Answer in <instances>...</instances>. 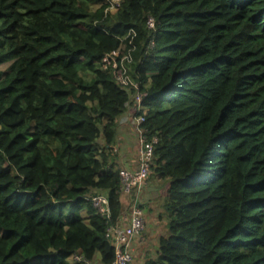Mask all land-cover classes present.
<instances>
[{"label":"trees","instance_id":"16d2710c","mask_svg":"<svg viewBox=\"0 0 264 264\" xmlns=\"http://www.w3.org/2000/svg\"><path fill=\"white\" fill-rule=\"evenodd\" d=\"M103 11L104 0H0V264L113 263L107 230L130 204L141 211L146 185L120 201L124 114L158 139L145 183L159 182L167 235L143 264H264V0ZM129 31L138 111L100 68Z\"/></svg>","mask_w":264,"mask_h":264},{"label":"built area","instance_id":"2783aa9c","mask_svg":"<svg viewBox=\"0 0 264 264\" xmlns=\"http://www.w3.org/2000/svg\"><path fill=\"white\" fill-rule=\"evenodd\" d=\"M121 2L122 0H104V18L114 16L119 10ZM145 27L147 30H154L155 21L148 17L145 20ZM133 40L134 33L129 31L115 51L102 57L100 68L101 71L113 76L118 88L127 94V108L136 105L138 111L142 97L137 84L132 80L130 75V64L134 50ZM152 46L153 43L151 42L150 47ZM131 122L137 135V168L128 169L124 167L119 170L118 174L120 193L129 199L134 191L139 192L144 187L152 163L154 146L158 142L156 136H152L149 140L146 138L148 131L142 128V125L145 123L143 117H134ZM90 203L98 213L108 216V203L105 196L97 195L90 199ZM129 212L128 216L123 215L118 224L107 230L114 241L115 258L112 264L130 263L129 245L144 229L145 223L142 212L134 203L130 204ZM70 260L75 264H92L78 255H73Z\"/></svg>","mask_w":264,"mask_h":264},{"label":"rangeland","instance_id":"374dc122","mask_svg":"<svg viewBox=\"0 0 264 264\" xmlns=\"http://www.w3.org/2000/svg\"><path fill=\"white\" fill-rule=\"evenodd\" d=\"M9 65L10 63L0 65V72H4L9 67ZM128 116L129 118L127 124L122 125L120 130L118 129V133L120 134L122 139L123 138L125 139V143L129 147V150L131 148H134L135 150V148L137 147L136 146L137 135L133 127V124L131 122L132 119L134 118V114ZM120 118H122V116ZM116 143H118V146L116 148L118 149L120 142L117 139H116ZM98 145L101 146V141H99ZM116 149L112 150L113 154H115L113 155L112 158H114L115 163L118 164L119 158ZM126 165H124V167L130 169L129 166L127 167ZM119 167H121V165ZM136 168L137 167L135 166L134 169ZM145 184H146L145 185L146 188L144 187L142 191L144 198L142 199L140 196V205L142 206L141 211L143 214L145 225L141 234L132 241V244L130 246V253L132 257L131 264H143L146 258H148V256L149 258L153 257L157 245L153 248V251L151 252L152 245L157 244V240H158L157 238L160 235H164V236L167 235V230H166L167 218L162 214V209H161L162 199L160 197L161 190L159 188V182L154 181V179H149L148 181H146ZM127 200L128 199L126 197L120 196V201L122 203H126ZM69 261L71 260L68 259V262Z\"/></svg>","mask_w":264,"mask_h":264},{"label":"crops","instance_id":"0c3cea01","mask_svg":"<svg viewBox=\"0 0 264 264\" xmlns=\"http://www.w3.org/2000/svg\"><path fill=\"white\" fill-rule=\"evenodd\" d=\"M128 116L127 115H122V118H120L119 123H118V127L116 129L117 132V140L120 142L119 144V148L116 149V152H118V166L121 165V167H119L120 169L124 167V165H126L127 167L129 166L130 169H134L136 164H137V149L138 147L135 148H131L129 150V147L126 145L125 143V139L121 138L120 134L118 133V129L120 130L122 125H126L128 122ZM136 146H137V142H136ZM125 164H123V163ZM120 164V165H119ZM144 197V196H143ZM128 199V198H127ZM127 202H129V199L127 200ZM95 264H98V259H96Z\"/></svg>","mask_w":264,"mask_h":264}]
</instances>
